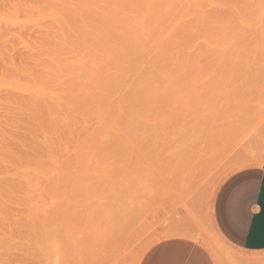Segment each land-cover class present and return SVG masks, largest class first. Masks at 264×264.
I'll list each match as a JSON object with an SVG mask.
<instances>
[{
    "label": "rangeland",
    "instance_id": "1",
    "mask_svg": "<svg viewBox=\"0 0 264 264\" xmlns=\"http://www.w3.org/2000/svg\"><path fill=\"white\" fill-rule=\"evenodd\" d=\"M249 166L264 0H0V264H140L175 236L244 264L213 207Z\"/></svg>",
    "mask_w": 264,
    "mask_h": 264
},
{
    "label": "crops",
    "instance_id": "2",
    "mask_svg": "<svg viewBox=\"0 0 264 264\" xmlns=\"http://www.w3.org/2000/svg\"><path fill=\"white\" fill-rule=\"evenodd\" d=\"M213 222L244 264H264V167L230 175L215 198ZM140 264H218L198 241L175 236L155 243Z\"/></svg>",
    "mask_w": 264,
    "mask_h": 264
},
{
    "label": "bare ground",
    "instance_id": "3",
    "mask_svg": "<svg viewBox=\"0 0 264 264\" xmlns=\"http://www.w3.org/2000/svg\"><path fill=\"white\" fill-rule=\"evenodd\" d=\"M144 61H145V59L142 61V64L145 63ZM143 62H144V63H143ZM146 65H147V64H146ZM146 65H145V66H146ZM144 69H146V68H144ZM157 69H158V68H157ZM155 70H156V69H155ZM153 73H154V72H153ZM155 76L157 77L158 75H155ZM136 78H138V76H136ZM7 80H8V79H7ZM89 80H90V79H89ZM126 80H127V79H126ZM9 81H10V80H9ZM128 81H129V80H128ZM133 81H134V80H133ZM17 82H18V81H17ZM134 82H135V81H134ZM134 82H133V83H134ZM126 83H128V82H126ZM12 84H13V83H12ZM128 84H129V83H128ZM8 86H9V85H8ZM10 86H11V85H10ZM10 86H9V88H12V87H10ZM16 86H17V84H15V87H16ZM126 86H127V85H126ZM126 86H125V87H126ZM15 87H13V88H15ZM15 89H16V88H15ZM16 90H17V89H16ZM105 116H106V115H105ZM254 116H257V114H252L250 117L252 118V117H254ZM105 119H107V118H105ZM103 125H104V124H103ZM142 125H143V124H142ZM198 125H199V124H198ZM200 125H201V123H200ZM207 126H208V125L205 126L206 129H209L210 127L207 128ZM101 127H102V126H101ZM138 127H139V125H138ZM144 128H145V127H144ZM147 128H148V126H147ZM197 128H198V127H197ZM210 129H211V128H210ZM143 130H144V129H143ZM196 130H198V129H196ZM199 130H200V129H199ZM211 130H212V129H211ZM146 131H147V130H146ZM200 131H201V130H200ZM204 131H205V130H204ZM204 131H203V132H204ZM137 133H138V132H137ZM143 133H144V132H143ZM139 134H140V133H139ZM136 135H137V134H136ZM140 135H141V134H140ZM213 141H214V140H213ZM202 152H203V151H202ZM200 154H201V153H200ZM262 161H263V159H262ZM262 165H263V164H262ZM206 168H207V167H206ZM208 170L211 172V170L213 171L214 169H211V170L208 169ZM214 171H215V170H214ZM217 171H218V170H217ZM199 174H200V173H199ZM206 174H210V173L206 172ZM206 174H204V176H202V177H204V179L200 177V179H201L202 181H203V180L205 181V176H206ZM208 176H209V175H208ZM82 177H83V176H82ZM183 177H184V178L182 179V181H181V183H180V185H179V186H180V190H181V193H180V194H183V195H184V193H187V194L189 193V195H190V194L193 195L192 193H190V191H195V192H196V191L198 192V190L200 191V189H199V182H200V181H199V179H198L199 177H198L197 175H196V176H195V175H191V176L185 175V176H183ZM84 179H86V178H84ZM82 181H85V180H82ZM202 181L200 182V185L202 184ZM204 181H203V182H204ZM205 183H206V182H205ZM201 188H202V187H201ZM183 192H184V193H183ZM197 192H196V193H197ZM134 193H135V192H134ZM129 195L131 196V195H132V192H131ZM129 195H128V196H129ZM183 195H182V196H183ZM194 195H195V193H194ZM185 196H186V195H184V197H185ZM101 197H102V196H101ZM126 197H127V195H126ZM135 197H136V196H135ZM176 197H177V196H176ZM127 199H128V197H127ZM122 201H123V200H122ZM128 202H129V201H128ZM135 203H137V202H134V204H135ZM127 204H129V203H127ZM119 206H120L121 209H123V208L126 209V207H124V206H123V207H121V205H119ZM128 206L130 207V204L127 205V207H128ZM133 207H134V206H133ZM133 207H132V208H133ZM132 208H128L129 213L131 212L129 209H132ZM213 208H214V207H213ZM213 208H212V209H213ZM118 209H119V208H118ZM123 211H125V210L123 209ZM126 211H127V209H126ZM126 211H125V212H126ZM213 211H214V210H213ZM117 212H118V211H117ZM129 213H128V214H129ZM102 214H103V213H102ZM110 214H111V212H110ZM131 214H132V213H131ZM131 214H130V215H131ZM213 214H214V213H213ZM126 215H127V214H126ZM114 216H115V215H114ZM132 217H134V216L132 215ZM130 221H131V220H130ZM126 227H127V229H128V226H126ZM174 227H175V226H174ZM179 228H181V227H179ZM184 228H186V227H184ZM190 228H191V227H190ZM171 229H172V228H171ZM173 229H174V228H173ZM219 230H220V229H219ZM219 230H218V231H219ZM100 231H101V229H100ZM102 231H103V230H102ZM176 231H177V230H176V227H175V230H174L173 233H175ZM192 231H195V230L192 229ZM192 231H189V234H193L194 232L192 233ZM215 231H216V230H215ZM171 232H172V231H171ZM171 232H170V233H171ZM195 232H196V231H195ZM199 232H201V231H199ZM102 233H103V232H102ZM102 233L100 232V234H102ZM123 233H124V231H123ZM197 233H198V232H197ZM216 233H217V232H216ZM134 234H135V233H134ZM220 234H221V232H220ZM98 235H99V234H98ZM175 235H176V234H175ZM184 235H185V234H184ZM201 235L204 236V234H202V232H201ZM201 235H200V236H201ZM129 236H130V234H128V237H129ZM131 236H132V235H131ZM219 236H220V235H219ZM221 236H222V235H221ZM223 237H224V236H223ZM118 238H120V237H118ZM122 238H123V237H122ZM203 238H205V237H203ZM224 238H225V237H224ZM126 239H127V238H126ZM126 239H123L122 241H124V240H126ZM208 239H209V238H208ZM109 240H110V237H109ZM111 240H112V239H111ZM198 240H199V239H198ZM204 240H205V239H204ZM209 241H210V240H209ZM209 241H208V242H209ZM226 241H227V239H226ZM136 242H139V241H136ZM136 242H133V243L136 244ZM200 242H201V241H200ZM223 242H224V241H223ZM198 243H199V242H198ZM112 244H113V243H111V245H112ZM212 244H213V243H212ZM111 245H110V246H111ZM118 245H119V244H118ZM131 245H132V244H131ZM132 246H133V245H132ZM206 246H207V245H205V247H206ZM138 247H139V246H138ZM210 247L212 248V246H210ZM215 247H216V246H215ZM108 248H109V247H108ZM120 249H121V247H120ZM214 249H215V248H214ZM231 249H232V248H231ZM215 250H218V249H215ZM233 250H234V249H233ZM128 251H129V250H128ZM128 251H127V252H128ZM213 251H214V250H213ZM219 251H220V250H219ZM118 252H119V251H118ZM127 252H126V253H127ZM230 252H231V251H230ZM102 253H103V251H102ZM102 253H101V254H102ZM216 253H217V251H216ZM216 253H215V254H216ZM219 253H220V252H219ZM211 254H213V253H211ZM224 254H225V252H224ZM230 255H231V254H230ZM234 256H235V255H234ZM228 258H229V257H228ZM231 258H232V256H231ZM230 260H231V259H230Z\"/></svg>",
    "mask_w": 264,
    "mask_h": 264
}]
</instances>
